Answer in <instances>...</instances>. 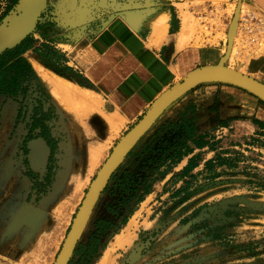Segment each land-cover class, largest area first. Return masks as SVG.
Masks as SVG:
<instances>
[{
  "label": "crops",
  "instance_id": "obj_1",
  "mask_svg": "<svg viewBox=\"0 0 264 264\" xmlns=\"http://www.w3.org/2000/svg\"><path fill=\"white\" fill-rule=\"evenodd\" d=\"M252 3V10L264 17V0ZM19 5L20 0H0V21L10 17ZM124 8L116 5L109 10ZM87 10L72 6L66 13L55 11L59 30L65 28L68 35H59L52 45L69 75L49 68L44 60L29 53L19 58L27 62L29 72L34 73L64 118L66 124L58 128L66 135L63 152H70L75 162L84 161L90 177L116 143L173 86L204 67L229 68V48L217 36L201 42L188 40L184 11L176 3L142 2L123 14L115 13L116 18L94 40L87 38L91 25ZM263 53L251 57L246 69L249 76L264 84ZM17 59L8 64L0 106L7 97L16 99L21 93L20 82L14 93L6 88L14 78L9 76L11 71L18 70ZM61 157L70 161L64 154ZM118 174V181L129 176L136 181L132 211L96 264H124V254L156 225L160 217L157 211L167 203L187 201L193 185L196 195L192 201L203 194L205 181L211 185L234 181V186L246 181L248 188L259 189L256 195L263 200L264 101L233 85H200L162 115L123 161ZM78 176L82 178L77 175L74 179ZM79 187L78 183L75 190Z\"/></svg>",
  "mask_w": 264,
  "mask_h": 264
},
{
  "label": "rangeland",
  "instance_id": "obj_2",
  "mask_svg": "<svg viewBox=\"0 0 264 264\" xmlns=\"http://www.w3.org/2000/svg\"><path fill=\"white\" fill-rule=\"evenodd\" d=\"M45 1L37 27L28 36L32 41L24 54L44 60L49 68L68 75L62 58L57 56L58 49L52 45L60 39L59 35H68L65 28L59 30L57 9L66 13L72 6L88 8L91 25L87 38L94 40L116 18L115 13L123 14L142 2L176 3L184 11L185 35L188 40L197 39V42L209 35L204 33L197 18L200 9L213 4L223 10L222 14L229 15L238 7L241 10L246 6L255 9L253 0ZM116 5L125 7L124 11L109 10ZM18 11L19 7L10 17L0 21V29ZM221 38L223 35H217V39ZM62 39L69 40V37L63 36ZM232 43L226 58L229 68L249 76L246 64L251 58L241 55L246 60L240 59L242 50L236 46L237 42ZM18 72L19 69H13L9 76L15 77ZM23 75L19 77L20 95L16 99L7 97L0 106V264H54L98 170L87 176L84 161L76 163L70 152H63L62 145L67 142L63 136L66 135L59 129L66 124L64 118L34 73ZM38 139L45 141L49 156L44 167L33 169L28 161L29 144ZM62 154L70 161L64 160ZM80 156L85 160V154ZM71 165L77 167L70 168ZM74 173L82 178L78 176L75 180L77 175ZM126 181H132L131 176ZM78 183L80 187L75 190ZM247 186L246 181H239L237 186L234 181H221L220 185L205 181L203 194L197 193L198 197L193 201L196 187H189L187 201L167 203L157 211L160 217L156 219V225L149 235L124 254V264H264V199L256 195L259 189ZM128 189L126 194L118 188L113 189V196L102 194L80 242L87 240L99 219L111 221L114 227L121 228L133 206L131 186ZM123 199L127 205L121 207L119 203ZM109 205L112 213L107 211ZM117 232L113 229L101 237L102 250Z\"/></svg>",
  "mask_w": 264,
  "mask_h": 264
},
{
  "label": "water",
  "instance_id": "obj_3",
  "mask_svg": "<svg viewBox=\"0 0 264 264\" xmlns=\"http://www.w3.org/2000/svg\"><path fill=\"white\" fill-rule=\"evenodd\" d=\"M45 2V0H20L19 11L17 15L12 17L13 19H18L13 24L12 22H7L0 29V55L20 45L32 33L37 27ZM209 83L233 85L248 91L264 101L263 83L238 71L231 70L224 65L209 66L196 70L185 77L183 81L173 86L157 99L145 115L116 143L109 157L102 164L90 184L54 264H70L94 208L112 176L134 147L175 102L200 85ZM38 147L43 150L41 167H44L49 156V149L44 140L38 139L31 142L29 144L28 161L33 169L37 167L33 160V155L34 150Z\"/></svg>",
  "mask_w": 264,
  "mask_h": 264
},
{
  "label": "built area",
  "instance_id": "obj_4",
  "mask_svg": "<svg viewBox=\"0 0 264 264\" xmlns=\"http://www.w3.org/2000/svg\"><path fill=\"white\" fill-rule=\"evenodd\" d=\"M223 10L211 4L207 9H200L197 13L205 35V40L223 35L224 43L231 48V39L236 34L237 47L241 48V55L257 57L264 51V17L246 6L237 8L230 15L221 13ZM228 50V49H227Z\"/></svg>",
  "mask_w": 264,
  "mask_h": 264
},
{
  "label": "trees",
  "instance_id": "obj_5",
  "mask_svg": "<svg viewBox=\"0 0 264 264\" xmlns=\"http://www.w3.org/2000/svg\"><path fill=\"white\" fill-rule=\"evenodd\" d=\"M32 41L31 37H27L20 45L15 47L14 49L8 50L2 55H0V93L2 92L1 88H3L6 84V76L8 70V64L10 61L17 59L15 64L17 65L19 72L17 75L10 81L8 86L6 87L8 91L11 93L16 92L19 89V77L30 71V67L27 62L23 58H19L22 54H24L29 49V43ZM19 74H21L19 76ZM24 76V75H23ZM49 141H52L50 136H47ZM119 169L112 176L109 184L104 190L103 194H107L108 196H113V189L118 188L122 190L123 194L129 192V187L134 188V181H118L119 177H117ZM121 207L127 205L125 199L119 203ZM113 209L111 205L107 206V211L111 212ZM113 212V211H112ZM111 212V213H112ZM115 212V211H114ZM125 223V220L123 224ZM122 224V225H123ZM119 230L120 227L113 225L111 221L99 219L94 224V229L90 236L87 238L85 242H80L77 246V249L74 253V256L70 262V264H94V260L100 256V251L103 249V245L101 244V237L106 235L111 230Z\"/></svg>",
  "mask_w": 264,
  "mask_h": 264
},
{
  "label": "bare ground",
  "instance_id": "obj_6",
  "mask_svg": "<svg viewBox=\"0 0 264 264\" xmlns=\"http://www.w3.org/2000/svg\"><path fill=\"white\" fill-rule=\"evenodd\" d=\"M20 10H21V8H20ZM18 18H10V20L8 21V22H12V24L17 20ZM231 41L233 42V43H235V42H237V36H236V34L234 35V31H233V36H232V39H231ZM232 43V44H233ZM235 46V45H234ZM235 48V47H234ZM231 49H232V47H231ZM233 53V52H232ZM230 57V56H229ZM42 152H43V150L40 148V147H38V148H36L35 150H34V155H33V160L35 161V163H36V166L38 167V168H40L41 166H42V159H41V157H42Z\"/></svg>",
  "mask_w": 264,
  "mask_h": 264
}]
</instances>
